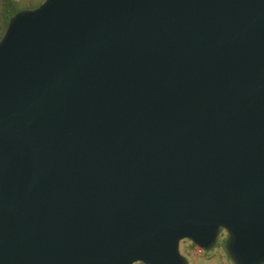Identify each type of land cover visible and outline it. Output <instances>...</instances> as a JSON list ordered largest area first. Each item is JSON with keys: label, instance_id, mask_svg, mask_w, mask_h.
I'll use <instances>...</instances> for the list:
<instances>
[{"label": "water", "instance_id": "1", "mask_svg": "<svg viewBox=\"0 0 264 264\" xmlns=\"http://www.w3.org/2000/svg\"><path fill=\"white\" fill-rule=\"evenodd\" d=\"M264 263V0H43L0 38V264Z\"/></svg>", "mask_w": 264, "mask_h": 264}, {"label": "trees", "instance_id": "2", "mask_svg": "<svg viewBox=\"0 0 264 264\" xmlns=\"http://www.w3.org/2000/svg\"><path fill=\"white\" fill-rule=\"evenodd\" d=\"M43 0H0V38L3 35L8 19L19 11L31 10L36 8ZM220 233H222L220 235ZM220 235V236H219ZM226 234L223 230H219L215 243L211 249L222 248L224 250ZM189 241V240H188ZM190 242V241H189ZM190 246L193 244L190 242ZM203 251V250H202ZM204 252V251H203ZM185 255L187 253H184ZM133 264H142L140 262H135ZM264 264V263H262Z\"/></svg>", "mask_w": 264, "mask_h": 264}, {"label": "crops", "instance_id": "3", "mask_svg": "<svg viewBox=\"0 0 264 264\" xmlns=\"http://www.w3.org/2000/svg\"><path fill=\"white\" fill-rule=\"evenodd\" d=\"M186 253L184 257L187 259V264H233L225 252L221 255L211 250L195 255L194 250L190 249Z\"/></svg>", "mask_w": 264, "mask_h": 264}, {"label": "rangeland", "instance_id": "4", "mask_svg": "<svg viewBox=\"0 0 264 264\" xmlns=\"http://www.w3.org/2000/svg\"><path fill=\"white\" fill-rule=\"evenodd\" d=\"M225 233V232H224ZM222 233H220V235H221ZM226 234V233H225ZM219 235V236H220ZM189 241L188 240H186V239H184V240H181V241H179V243H178V250H179V253L182 255V256H186L184 253H186L187 252V250H190V249H193L194 250V253H195V255H199V254H201L203 251L204 252H208V251H211L212 250V252H216V253H220L221 255H223V253H224V250H222V248L220 249V248H214V249H209V250H203L202 252H196L195 251V246L193 245V246H190L189 245ZM226 253V252H225ZM186 258V257H185ZM224 258H225V256H224ZM226 259V258H225ZM187 260V259H186Z\"/></svg>", "mask_w": 264, "mask_h": 264}, {"label": "built area", "instance_id": "5", "mask_svg": "<svg viewBox=\"0 0 264 264\" xmlns=\"http://www.w3.org/2000/svg\"><path fill=\"white\" fill-rule=\"evenodd\" d=\"M194 248H195V251H196V252H202V249H200V248H198V247H196V246H195Z\"/></svg>", "mask_w": 264, "mask_h": 264}]
</instances>
